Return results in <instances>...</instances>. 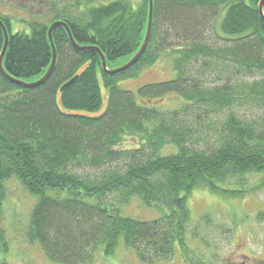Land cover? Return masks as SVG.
Segmentation results:
<instances>
[{"label":"trees","instance_id":"trees-1","mask_svg":"<svg viewBox=\"0 0 264 264\" xmlns=\"http://www.w3.org/2000/svg\"><path fill=\"white\" fill-rule=\"evenodd\" d=\"M152 1L146 48L135 63L116 72L102 69L95 48L109 69L120 57L130 60L145 37L148 0H111L91 6L86 16L71 14L66 5L50 23L29 21L28 32L13 30L9 16L0 15L8 33L2 58L8 76L0 71V224L4 182L15 175L38 196L26 239L51 262L88 264L97 254L112 256L122 245L143 263L168 258L179 248L187 264H206L201 255L188 254V194L208 188L238 197L264 185L260 0ZM48 3L55 9V0ZM216 19L221 30L214 33L223 40L219 49L201 33ZM56 20L69 26L82 48L73 46L63 26H55L53 69L43 82L31 84L51 63L47 31ZM3 43L0 26V52ZM198 59L204 71L212 72L220 61L228 74L233 68V83L205 85L204 77L190 72ZM158 60L174 71L172 79L142 84L139 101L119 86V80ZM253 74L260 78L247 82ZM101 84L107 92L102 110ZM171 93L170 105L154 101ZM128 137L138 146L118 148ZM169 145L174 148L161 153ZM246 175L259 177L247 187ZM132 199L159 215L125 216Z\"/></svg>","mask_w":264,"mask_h":264},{"label":"rangeland","instance_id":"rangeland-1","mask_svg":"<svg viewBox=\"0 0 264 264\" xmlns=\"http://www.w3.org/2000/svg\"><path fill=\"white\" fill-rule=\"evenodd\" d=\"M48 1L0 0V15L9 16L13 30L21 29L28 32L29 21L37 20L50 23L57 10L61 12V9L66 5L70 7L71 14L78 15L77 12H85L86 16L87 10L91 6L105 4L111 0H55V9L50 6ZM132 1L136 3L137 0ZM76 4L78 6H75ZM215 30L218 32L221 30L218 19L215 24L207 21L201 33L210 42L212 48L219 49L223 40L214 33ZM200 61L203 59H198L196 65L191 66L190 72L199 79L204 77L205 85L210 86L211 81L216 84L233 83L235 79L233 68L228 70V74L227 67L222 66L220 61L212 72L204 71ZM125 63V56L120 57L112 61L110 67L115 68ZM174 75V71L167 62L158 60L141 69L134 76L119 80L118 84L124 89L133 91L139 101V86L170 80ZM257 78L259 79L260 76L253 74L246 77V81L252 82ZM32 79V77L29 78L28 82H31ZM101 90L104 98L100 110L104 109L106 105L107 93L102 84ZM173 95L171 93L165 97L154 99V101L170 105ZM57 103L61 106L59 96H57ZM201 144L203 145V143ZM133 146L137 147L138 142L136 139L128 137L122 144H119L118 148ZM171 147L174 148L171 145L165 146L161 153L167 152ZM243 177L247 179V187H249L257 182L259 175ZM4 185L6 194L2 201L0 224L4 231V240H0V264H58L49 261L37 243L29 242L26 239L30 214L38 196L26 189L15 175L8 177ZM232 196L228 193L213 192L208 188H195L188 194L187 206L192 220V223L189 224L187 237L188 246H190L188 254L196 257L201 255L203 258L199 259L206 264H264V185L252 190L247 189L242 196ZM111 200L113 198L110 197L109 201ZM124 209L126 210L125 216L128 215L134 219H150L159 215L156 209L142 205L137 199H132ZM206 215H210L211 222L203 223L201 221ZM198 220L200 222L196 223ZM184 257L185 254L177 248L174 254L168 258L143 263L137 259L132 249L121 245L112 256L105 257L97 254L94 261L88 264H187Z\"/></svg>","mask_w":264,"mask_h":264},{"label":"water","instance_id":"water-1","mask_svg":"<svg viewBox=\"0 0 264 264\" xmlns=\"http://www.w3.org/2000/svg\"><path fill=\"white\" fill-rule=\"evenodd\" d=\"M263 6H264V0H260L258 2V11H259V13H260V15L262 17H264ZM152 20H153V1L152 0H148V19H147V26H146V33H145L144 40H143L140 48L138 49V51L135 53V55L130 60H128L125 64H123V65H121V66H119L117 68H113V69L107 68L106 62H105V57H104L103 53L98 48H95L100 54L101 66H102V69L104 71H106V72L121 71V70H124V69L128 68L133 63H135L137 58L141 55L143 50L146 48V45H147V42H148V39H149V35H150V31H151ZM57 25H61V26H63L65 28V30H66V32L68 34V37H69L71 43L73 44V46H75L77 48H82V46H79L75 42V40L73 39L72 34L70 32L69 26L64 21L56 20V21L52 22L50 24L49 28H48V31H47L48 39H49V42H50L51 48H52V60H51V63L49 65L47 71L45 72V74L39 80H37V81H35V82L31 83V84H39V83L43 82L49 76L50 72L53 69V66H54L55 60H56V53H55V46H54V43H53V40H52L51 33H52V29L55 26H57ZM0 26L2 28L3 35H4V43H3V46H2V49H1V52H0V71L5 76H8L7 73L5 72L4 68H3V65H2V58L4 56V53H5V50H6V47H7L8 33H7L6 27H5L4 23L2 22V20H0ZM75 78L76 77L74 76L71 79L67 80L64 84H62V86L59 88L60 91L62 89H64L68 84L73 82V80Z\"/></svg>","mask_w":264,"mask_h":264}]
</instances>
